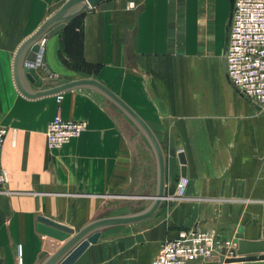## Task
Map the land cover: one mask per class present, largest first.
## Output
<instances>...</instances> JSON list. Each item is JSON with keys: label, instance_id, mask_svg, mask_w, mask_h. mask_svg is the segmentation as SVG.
<instances>
[{"label": "crops", "instance_id": "obj_1", "mask_svg": "<svg viewBox=\"0 0 264 264\" xmlns=\"http://www.w3.org/2000/svg\"><path fill=\"white\" fill-rule=\"evenodd\" d=\"M55 1L47 8V0H0V125L9 129L0 156L9 172L0 192V264H19L20 247L21 264L52 254L38 216L78 233L98 218L146 209L158 189L146 137L102 94L77 89L28 99L19 92L15 55L67 0L45 17ZM231 15L232 0H108L46 40L43 79L98 81L150 127L166 157L167 191L181 178L179 152L187 160L177 195L185 197L162 203L152 217L157 232L145 231L149 219L134 224L143 229L114 248L92 245L75 264H154L147 246L156 258L164 240L193 229L224 239L242 230L244 255L264 254V108L228 78ZM58 113L88 129L50 151L46 132Z\"/></svg>", "mask_w": 264, "mask_h": 264}, {"label": "water", "instance_id": "obj_2", "mask_svg": "<svg viewBox=\"0 0 264 264\" xmlns=\"http://www.w3.org/2000/svg\"><path fill=\"white\" fill-rule=\"evenodd\" d=\"M106 1L108 0H67L18 49L13 62L14 80L19 92L28 99H38L71 90L88 89L98 92L110 100L132 120L152 148L157 162L158 189L155 195L147 196V198L153 200L152 204L146 209L140 212L98 218L87 224L78 233L58 222L38 216L37 231L47 237L44 248L51 251L52 254L37 264H75L91 245L99 243L106 230L113 227L134 225L152 217L159 210L167 193V162L164 151L150 127L134 110L98 81L80 79L60 83L58 78L43 79L42 71L35 68L37 55L40 51V40H48L63 30L68 22ZM233 5L234 0H232V9ZM224 62L226 64L225 58ZM33 87L40 90L35 91ZM178 158L181 164V178L185 181L187 179L186 156L183 152H179ZM243 238L242 230H240L235 236V242L240 246L238 247L237 256L228 258L223 255L217 260L205 262L204 264H240L244 262L251 264V262L264 261V254L260 256L244 255ZM65 240L67 242L60 247V242Z\"/></svg>", "mask_w": 264, "mask_h": 264}, {"label": "built area", "instance_id": "obj_3", "mask_svg": "<svg viewBox=\"0 0 264 264\" xmlns=\"http://www.w3.org/2000/svg\"><path fill=\"white\" fill-rule=\"evenodd\" d=\"M46 40H40V51L35 68H43V52ZM226 70L230 83L249 102L264 108V0H234L229 38L225 52ZM88 126L83 121H70L61 113L48 124L46 137L50 151L62 148L80 138ZM9 129L0 125V156L6 144ZM9 181V172L0 161V192H4ZM181 178L176 184L175 194L169 200H180ZM238 243L235 237L224 239L219 234L198 229L183 230L176 238L162 242L154 264H191L215 260V257L237 256ZM21 247L18 251L21 264ZM216 258V259H218Z\"/></svg>", "mask_w": 264, "mask_h": 264}, {"label": "rangeland", "instance_id": "obj_4", "mask_svg": "<svg viewBox=\"0 0 264 264\" xmlns=\"http://www.w3.org/2000/svg\"><path fill=\"white\" fill-rule=\"evenodd\" d=\"M43 1H45V0H42V2ZM47 1H48L47 8H48L50 6L52 0H47ZM63 1L64 0H56L52 9H48V12L45 14V17L51 15L56 9H58V7L61 5V3ZM178 183H179V180L176 182V184H178ZM174 188H176V185ZM175 192H176V190L173 188L170 191H167L166 196H165L164 201H163L167 205L166 207H168L170 204H174V203H177L179 201V200L172 201V200L168 199V196L171 194H175ZM181 199H183V198H181ZM161 214H162V216L159 219H162V217H165V212H162ZM112 215H120V214H112ZM153 216H152L153 218H156L155 214ZM152 217L148 218L149 221H146L148 219L144 220V221H146V223H145L146 226H144L145 227L144 229H145V231L154 230L157 232V222H156V219H152ZM144 221H142V222H144ZM137 224H139V223H137ZM129 226H132V225H129ZM129 226H120V227L110 228L111 231L104 233V236L102 237L101 242L104 241V243L106 244V246H108V248H114L116 246L115 244H117L116 240L119 239L120 237H127L129 235L132 236V234L134 232L138 231V229H143V227H141L140 225H135L132 227H129ZM126 227H127V229H126ZM146 251H147V253H145L144 256L148 257V260L150 261L149 263H151V262L154 263L156 258H155V250H154L153 246H147Z\"/></svg>", "mask_w": 264, "mask_h": 264}, {"label": "bare ground", "instance_id": "obj_5", "mask_svg": "<svg viewBox=\"0 0 264 264\" xmlns=\"http://www.w3.org/2000/svg\"><path fill=\"white\" fill-rule=\"evenodd\" d=\"M102 237H103V235H102ZM101 240H102V239H101ZM101 240H100V241H101ZM45 241H46V240H45ZM100 241H99V242H100ZM91 246H92V245H91ZM91 246H90V247H91ZM90 247H89V248H90ZM89 248H88V249H89ZM88 249H87V250H88ZM87 250H86V251H87ZM260 262H261L262 264H264V261H260ZM260 262H251V264H259ZM240 264H246V262H244V263H240Z\"/></svg>", "mask_w": 264, "mask_h": 264}, {"label": "trees", "instance_id": "obj_6", "mask_svg": "<svg viewBox=\"0 0 264 264\" xmlns=\"http://www.w3.org/2000/svg\"><path fill=\"white\" fill-rule=\"evenodd\" d=\"M77 18H78V17H77ZM77 18H76V19H77ZM74 20H75V19H74Z\"/></svg>", "mask_w": 264, "mask_h": 264}]
</instances>
